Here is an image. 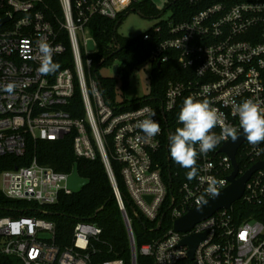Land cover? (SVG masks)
<instances>
[{
    "label": "built area",
    "instance_id": "obj_1",
    "mask_svg": "<svg viewBox=\"0 0 264 264\" xmlns=\"http://www.w3.org/2000/svg\"><path fill=\"white\" fill-rule=\"evenodd\" d=\"M141 1L58 0L63 14L58 20L48 15L50 0H0V20L7 19L0 25V196L43 206L54 204L61 192L71 193L67 188L71 172H57L35 158L28 165L6 167L7 158L26 155L29 139L59 140L70 134L77 158L94 160L100 155L128 232L129 264H139L138 255L144 264H264V165L250 175L241 197L229 208L218 209L186 232H177L175 221L201 206L196 203L199 196L211 198L204 194L208 178L223 180L222 191L230 185L228 177L234 168L220 150L225 142L207 156H198L199 174L192 180L187 179V169L175 164V175L181 171V180L165 181L159 160L161 149L168 148L166 124L180 125L178 114L186 97L207 98L224 114L225 122L236 127L237 103L252 98L264 106V0H188L194 13L179 22L171 11L167 20L140 33L144 40L156 41L146 62L171 64L175 73L158 108L148 103L127 107L122 100L113 106L106 102L99 77L92 72L97 44L89 23L95 16L114 19ZM65 40L70 58L63 56ZM38 41L51 46V58L60 66L56 73H39L44 57ZM89 41L93 52L88 51ZM8 84L14 85L11 92L4 90ZM76 87L82 117L72 116L67 109ZM145 107L156 113L152 119L161 131L155 137H146L136 127L137 121L146 118L140 114ZM214 131L219 133V127ZM112 160L121 165L133 206L157 230L163 229L139 248ZM235 160L236 178L257 162L264 164V142L253 146L245 140ZM16 210L28 209L9 207L11 213ZM100 232L92 222L77 221L70 243L60 246L53 222L38 216L2 215L0 255L6 257L5 264H125L121 258H92L90 244ZM202 233L205 237L190 257L189 247L181 241Z\"/></svg>",
    "mask_w": 264,
    "mask_h": 264
},
{
    "label": "trees",
    "instance_id": "obj_2",
    "mask_svg": "<svg viewBox=\"0 0 264 264\" xmlns=\"http://www.w3.org/2000/svg\"><path fill=\"white\" fill-rule=\"evenodd\" d=\"M51 7L48 15L58 20L63 19L62 9L58 0H50ZM147 9V10H145ZM171 9L172 18L179 22L186 20L195 8L188 4V0H169L165 10ZM131 10L138 11L141 14L148 15L155 10L151 0H143L134 4ZM120 13L114 19H108L101 16H95L89 23L90 33L97 44V52L94 55L92 67L93 74L99 77L101 91L106 102L115 106V80L112 77L101 78L98 74L99 66H113V61L118 62V72L121 73L122 88L128 85L129 76L133 70L149 58L150 52L156 44L154 38L144 40L142 35L135 38H125L117 34V27L123 17L129 12ZM61 36L66 39V31H61ZM66 52L63 56L70 58V49L68 41L65 40ZM101 60V62H100ZM175 73L171 64L157 66L151 65L150 71V93L138 100L128 102L123 100V106L132 107L143 103L151 104L158 108L162 100L166 83L174 78ZM68 111L74 117H82L84 109L82 106L81 94L78 87L75 88L74 96L68 105ZM168 131L173 133L181 125L166 124ZM41 164L52 168L57 172H72L74 166L77 168L79 176L89 180V184L78 193L61 192L58 200L54 204L38 206L35 203L10 201L0 196L1 210L0 216L11 215L18 217L38 216L55 225V241L60 246L68 245L73 235V227L77 221L92 222L97 225L101 232L97 239L90 244V253L92 258L99 260H109L121 258L125 264L130 263V249L128 232L125 227L123 216L118 203L113 194V189L101 161L99 153L94 160L77 158L72 148V136L65 135L59 140H32L27 141L26 155L22 158L9 157L7 168L15 166L28 165L32 159ZM160 165L165 181L171 179L179 182L181 180V171L175 175V162L170 158L169 141L168 148H163L159 152ZM115 181L122 195L126 216L134 236L137 248L151 241L161 234L163 229H156L154 222L147 221L133 206L126 191L122 175L120 173V164L111 161ZM179 171V169H177ZM171 173L169 177L168 174ZM27 207V211L14 213L9 211L10 206ZM45 211V213L41 212ZM166 214L164 215V221ZM163 225V223H162ZM6 257L0 255V264H5ZM138 263H143V257L138 255Z\"/></svg>",
    "mask_w": 264,
    "mask_h": 264
},
{
    "label": "clouds",
    "instance_id": "obj_3",
    "mask_svg": "<svg viewBox=\"0 0 264 264\" xmlns=\"http://www.w3.org/2000/svg\"><path fill=\"white\" fill-rule=\"evenodd\" d=\"M38 48L43 61L38 69L42 75H51L59 70V64L52 60L51 46L45 41H38ZM13 84L5 86L4 90L11 92ZM205 93L208 92L206 88ZM140 114L146 118L137 121L136 127L146 137L157 136L161 129L157 121L152 119L156 115L150 108H143ZM233 115L238 117V127L228 124L224 120V114L213 107L207 98L197 99L186 97L178 114L180 127L169 134L170 158L181 168L187 169V179L192 180L199 174L197 159L199 155L207 156L214 151L221 142L229 139L235 143L239 140L241 130L247 142L253 146L264 142V106L252 98H246L236 104ZM219 127L220 131H214ZM224 181L215 177H209L204 194L210 197H218ZM198 205H206L208 201L204 195L196 200Z\"/></svg>",
    "mask_w": 264,
    "mask_h": 264
},
{
    "label": "water",
    "instance_id": "obj_4",
    "mask_svg": "<svg viewBox=\"0 0 264 264\" xmlns=\"http://www.w3.org/2000/svg\"><path fill=\"white\" fill-rule=\"evenodd\" d=\"M7 19L0 20V25L4 23ZM140 34V32L134 33L131 38H135ZM159 66V63H158ZM112 71L114 74L118 72V65L114 64L112 66ZM243 130L239 132L240 138L235 143L229 141L225 142L220 150L226 153L233 165V172L228 177L230 181V185L220 191L218 197H211L207 201L206 205L195 206L194 208L190 209L183 217L179 218L174 223V230L177 232H186L193 227V225L210 215H212L215 211L221 208H229V206L237 201L244 190L245 182L249 179L250 175L256 171L258 168L263 167V162H257L253 165L248 171H246L242 176L236 178L237 175V162L235 160V156L237 151L241 148L244 144L246 138L242 133ZM89 184V180L83 178L78 175L77 168L74 166L73 171L68 176L67 179V188L71 191V193H78L80 192L85 186ZM159 225L157 226V228ZM205 237V234H195L192 236H188L181 241V245H187L189 247V256H193V252L197 245L202 241Z\"/></svg>",
    "mask_w": 264,
    "mask_h": 264
},
{
    "label": "rangeland",
    "instance_id": "obj_5",
    "mask_svg": "<svg viewBox=\"0 0 264 264\" xmlns=\"http://www.w3.org/2000/svg\"><path fill=\"white\" fill-rule=\"evenodd\" d=\"M155 6V10L144 15L138 11H129L119 23L117 27V34L130 38L134 33H144L150 28L154 27L160 21H165L169 18L171 9L165 10L169 0H151ZM147 10V9H145ZM95 50L91 41L88 43V51ZM118 64L113 61L111 65ZM150 71L151 64L144 62L135 68L129 76L128 85L122 88L121 73L114 74L112 66H99L98 74L101 78L112 77L115 80V101L126 100L128 102L138 100L150 93Z\"/></svg>",
    "mask_w": 264,
    "mask_h": 264
}]
</instances>
